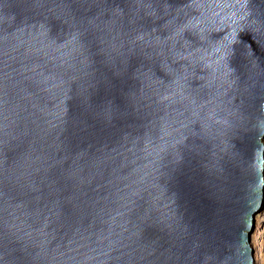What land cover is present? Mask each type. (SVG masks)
Segmentation results:
<instances>
[{
	"label": "water",
	"instance_id": "1",
	"mask_svg": "<svg viewBox=\"0 0 264 264\" xmlns=\"http://www.w3.org/2000/svg\"><path fill=\"white\" fill-rule=\"evenodd\" d=\"M264 0H0V264H254Z\"/></svg>",
	"mask_w": 264,
	"mask_h": 264
},
{
	"label": "rangeland",
	"instance_id": "2",
	"mask_svg": "<svg viewBox=\"0 0 264 264\" xmlns=\"http://www.w3.org/2000/svg\"><path fill=\"white\" fill-rule=\"evenodd\" d=\"M252 240L253 257L255 264H264V203L262 208L256 213V220L250 233Z\"/></svg>",
	"mask_w": 264,
	"mask_h": 264
},
{
	"label": "bare ground",
	"instance_id": "3",
	"mask_svg": "<svg viewBox=\"0 0 264 264\" xmlns=\"http://www.w3.org/2000/svg\"><path fill=\"white\" fill-rule=\"evenodd\" d=\"M254 259H255V260L257 259V256H256V255L254 256ZM254 264H255V262H254Z\"/></svg>",
	"mask_w": 264,
	"mask_h": 264
}]
</instances>
